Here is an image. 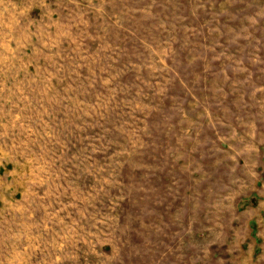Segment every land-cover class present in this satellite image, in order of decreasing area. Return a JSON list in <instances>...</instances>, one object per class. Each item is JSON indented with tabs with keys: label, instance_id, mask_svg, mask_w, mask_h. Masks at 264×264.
<instances>
[{
	"label": "rangeland",
	"instance_id": "obj_1",
	"mask_svg": "<svg viewBox=\"0 0 264 264\" xmlns=\"http://www.w3.org/2000/svg\"><path fill=\"white\" fill-rule=\"evenodd\" d=\"M259 134L264 0H0V264H220Z\"/></svg>",
	"mask_w": 264,
	"mask_h": 264
},
{
	"label": "crops",
	"instance_id": "obj_2",
	"mask_svg": "<svg viewBox=\"0 0 264 264\" xmlns=\"http://www.w3.org/2000/svg\"><path fill=\"white\" fill-rule=\"evenodd\" d=\"M262 143L264 145L260 134L257 140L248 143V149H242L240 141V158L244 167L240 168V190L236 209H232L234 203L231 198L230 203H226L227 214H223L226 205L221 204L222 214L211 220L213 223H221L218 243L224 257L220 264H264V162L261 161L260 151Z\"/></svg>",
	"mask_w": 264,
	"mask_h": 264
}]
</instances>
